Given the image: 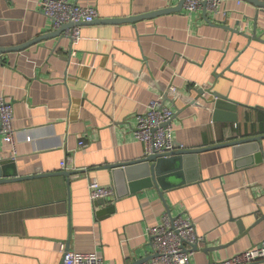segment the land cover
<instances>
[{
	"label": "crops",
	"instance_id": "1",
	"mask_svg": "<svg viewBox=\"0 0 264 264\" xmlns=\"http://www.w3.org/2000/svg\"><path fill=\"white\" fill-rule=\"evenodd\" d=\"M41 1L0 0V97L12 102L15 129L14 150L0 136V157L13 159L7 175L28 177L0 182V264H61V242L81 258L137 264L152 257L147 228L165 212L189 215L204 236L197 264L264 239V7L220 0L216 13L104 23L178 1L68 0L98 13L71 43L45 37L55 29ZM161 96L175 144L202 150L161 192H131L122 165L145 157L136 117ZM252 137L260 139L227 145ZM91 180L118 196L96 206ZM109 205L113 213L96 215Z\"/></svg>",
	"mask_w": 264,
	"mask_h": 264
},
{
	"label": "built area",
	"instance_id": "2",
	"mask_svg": "<svg viewBox=\"0 0 264 264\" xmlns=\"http://www.w3.org/2000/svg\"><path fill=\"white\" fill-rule=\"evenodd\" d=\"M219 3L220 0H184L182 8L188 12L203 10L206 13H216ZM39 9L51 20L54 29H59L64 24H74L64 32V36L71 43L80 37L79 23H91L98 17L94 7L78 5L68 0H42ZM165 94L173 96L175 89L170 86ZM173 116L174 112L164 104L162 96L151 99L145 111L137 115L133 132L135 138L143 144L145 156L165 155L177 148L171 125ZM0 136L14 150L13 105L4 97H0ZM83 146L84 142L80 141L79 147ZM60 167L66 169V159L60 162ZM88 194L91 201L101 198L112 199L114 191L91 180L88 182ZM147 232L153 254L149 260L137 264H197L192 261L193 250L204 240V236L197 232L189 215L172 216L165 212L161 221L150 225ZM59 251L62 254L61 264H103L102 258L98 255L78 257L68 248L66 242L60 243ZM261 260H264V239L253 247L206 264H252Z\"/></svg>",
	"mask_w": 264,
	"mask_h": 264
},
{
	"label": "water",
	"instance_id": "3",
	"mask_svg": "<svg viewBox=\"0 0 264 264\" xmlns=\"http://www.w3.org/2000/svg\"><path fill=\"white\" fill-rule=\"evenodd\" d=\"M183 1L184 0H179L178 4L173 8H167V9H163L160 11L146 13V14L138 15V16H131V17L124 18V19H103L102 22L104 23L132 22L137 19H141V18L144 19V18L155 16L157 14H161V13L179 11L182 8ZM246 1H249L253 3L254 5H257L258 7H264V1H260V0H246ZM203 14L205 15L206 12L203 11ZM94 21H96V19ZM83 24H86V23H79L78 25H83ZM73 26L74 24H71V23L64 24L59 29H55V31L49 33V35L47 36L43 35V36L36 37L32 39L31 41H29L28 43H26L25 45H30L32 43L39 42L41 39L45 37L63 38L65 37L64 36L65 30ZM19 48L21 49L22 47H19ZM10 50H18V47L6 49V51H10ZM2 52L3 50L0 49V53ZM69 56H70V51L68 52L65 58L67 59ZM200 93L202 94L203 91H200ZM215 97L217 98V95ZM166 100H167V97L166 95H164V101ZM259 139H260L259 137H252L248 139L233 141V142L227 143V145L236 146V145H240L243 143H253V142L258 141ZM176 147L177 148L175 150L165 155L150 154L140 160L124 163L122 166L125 167L124 171L127 174L126 176L129 182L128 186H129L130 191L134 192L138 188L155 186L159 190V192H161V190L165 188L164 179L167 178V176L171 172L180 170V167L182 166V163L184 161L190 158H195V156L202 150L201 148L185 149V148H181L180 145L178 144L176 145ZM12 164H13L12 158L0 157V182L28 178V177H13L15 175H10V174L7 175L6 168ZM167 164H171V166L168 167ZM109 167L117 168L116 165H109ZM115 189H116V186H115ZM115 194L118 196L119 193L117 191H114V195ZM109 200L110 199L108 198L97 199L95 201V205L98 207L104 206L105 204L109 202ZM113 212H114V207L112 205H109L105 208H102L99 211H96V215L101 217L107 214H111Z\"/></svg>",
	"mask_w": 264,
	"mask_h": 264
}]
</instances>
